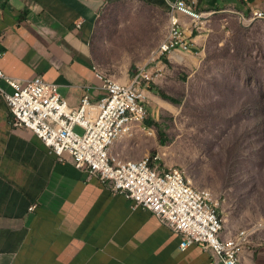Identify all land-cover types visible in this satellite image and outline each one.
Segmentation results:
<instances>
[{
  "label": "crops",
  "instance_id": "1",
  "mask_svg": "<svg viewBox=\"0 0 264 264\" xmlns=\"http://www.w3.org/2000/svg\"><path fill=\"white\" fill-rule=\"evenodd\" d=\"M170 1L0 0V69L20 80L39 74L56 83L70 107L84 94L97 100L105 90L96 72L128 76L155 54L167 33ZM185 1L195 13L248 20H256L253 11L264 13V0ZM178 15L184 23L194 17ZM190 39V49L172 52L169 63L194 61L204 41ZM0 87L12 91L3 80ZM179 242L152 212L58 161L29 129L13 127L0 95V264H220L212 251L180 249ZM239 258L264 264V229Z\"/></svg>",
  "mask_w": 264,
  "mask_h": 264
},
{
  "label": "rangeland",
  "instance_id": "2",
  "mask_svg": "<svg viewBox=\"0 0 264 264\" xmlns=\"http://www.w3.org/2000/svg\"><path fill=\"white\" fill-rule=\"evenodd\" d=\"M196 14L193 34L204 44L194 61L165 60L162 78L145 90L144 131L113 142L111 153L123 160L149 154L182 169L194 188L211 191L224 224L250 233L264 224V18Z\"/></svg>",
  "mask_w": 264,
  "mask_h": 264
},
{
  "label": "built area",
  "instance_id": "3",
  "mask_svg": "<svg viewBox=\"0 0 264 264\" xmlns=\"http://www.w3.org/2000/svg\"><path fill=\"white\" fill-rule=\"evenodd\" d=\"M178 11L187 17L199 15L185 0L170 1L167 33L155 55L145 65L132 69L125 81L96 72L105 90L97 100L84 94L76 107H70L56 83L44 80L39 74L20 80L1 69L0 80L12 91L8 93L0 87V95L5 99L11 125L32 131L58 161L71 162L97 177L113 194L122 195L133 206L152 212L180 236V249L198 245L212 251L220 264H230L229 254L249 244L260 228L253 226V232L236 234L229 226L228 229L217 227V218L224 217L213 194L186 191L188 181H178L180 171L158 164L157 156H145L152 157V167H145L144 159L142 167L125 168L108 166L103 161V142L110 127L124 132L130 129L126 128L128 117L144 120L146 88L162 78L165 60L172 52L190 49L196 23L194 20L182 22ZM252 16L253 19L264 18V13L253 11ZM214 232H226L228 245H215Z\"/></svg>",
  "mask_w": 264,
  "mask_h": 264
},
{
  "label": "bare ground",
  "instance_id": "4",
  "mask_svg": "<svg viewBox=\"0 0 264 264\" xmlns=\"http://www.w3.org/2000/svg\"><path fill=\"white\" fill-rule=\"evenodd\" d=\"M143 120L137 119V117H128L126 119V128H130L125 130L124 132H118L117 127H110L109 133L104 138L103 142V161L108 166H114L115 168H125V167H142V160L144 159V165L145 167H152L153 166V159L152 157H145L146 155L142 156L139 159H130V160H123L116 157H113L110 154V148L113 145V142L118 140L121 137H124V135L131 133L134 128H139L144 131V127L142 126ZM145 157V158H144ZM180 171V174H178V181H188L185 182V190L190 193H197V191H201L199 189H196L193 187L192 182L189 178L185 176V172L176 167ZM204 192H211L207 189L202 190ZM223 218H217V227H220V229H224ZM256 226V225H254ZM256 227L261 228L264 227V224H259ZM249 233L248 230L244 229H237L236 234H246ZM214 243L217 246H224L228 245V237L226 235H223L222 232H214ZM242 249V247H239L237 250L233 251V253L229 254V263L230 264H241L240 258H239V251Z\"/></svg>",
  "mask_w": 264,
  "mask_h": 264
},
{
  "label": "trees",
  "instance_id": "5",
  "mask_svg": "<svg viewBox=\"0 0 264 264\" xmlns=\"http://www.w3.org/2000/svg\"><path fill=\"white\" fill-rule=\"evenodd\" d=\"M158 136H160L162 134V132L160 130L157 131Z\"/></svg>",
  "mask_w": 264,
  "mask_h": 264
}]
</instances>
